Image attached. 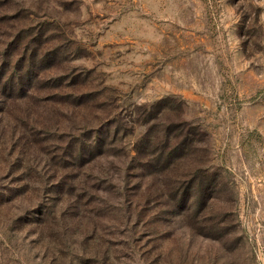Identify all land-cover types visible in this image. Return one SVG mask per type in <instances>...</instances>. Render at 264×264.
<instances>
[{"label": "rangeland", "instance_id": "1", "mask_svg": "<svg viewBox=\"0 0 264 264\" xmlns=\"http://www.w3.org/2000/svg\"><path fill=\"white\" fill-rule=\"evenodd\" d=\"M0 68V264H264V0H0Z\"/></svg>", "mask_w": 264, "mask_h": 264}, {"label": "trees", "instance_id": "2", "mask_svg": "<svg viewBox=\"0 0 264 264\" xmlns=\"http://www.w3.org/2000/svg\"><path fill=\"white\" fill-rule=\"evenodd\" d=\"M20 59V61L22 60V58H19ZM6 62V64L5 65H8V61H5ZM21 66H20V64H17L16 66H15V69L17 70V71H20L21 70ZM2 68H0V73H3L2 72V70H1ZM13 83H14V81H13ZM17 83L19 84V85H21V83H22V81H21V77H20V75L18 74L17 75ZM3 84H10V82H9V78L7 79H5V81H4V83ZM20 88H21V86H19ZM11 89V88H10Z\"/></svg>", "mask_w": 264, "mask_h": 264}]
</instances>
